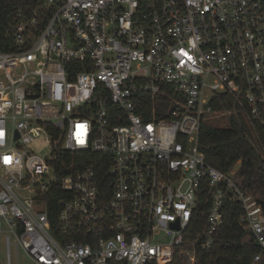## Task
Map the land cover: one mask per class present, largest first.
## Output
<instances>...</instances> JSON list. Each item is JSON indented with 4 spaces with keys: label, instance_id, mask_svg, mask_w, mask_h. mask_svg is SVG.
Here are the masks:
<instances>
[{
    "label": "built area",
    "instance_id": "built-area-1",
    "mask_svg": "<svg viewBox=\"0 0 264 264\" xmlns=\"http://www.w3.org/2000/svg\"><path fill=\"white\" fill-rule=\"evenodd\" d=\"M9 37L0 50L6 264L11 245L33 264L187 258L213 243L228 201L258 247L252 264H264L261 203L235 181L238 166L206 161L199 140L206 118L229 124L239 113L264 161V0H40L29 14L17 9ZM224 96L231 108H214ZM40 136L43 153L33 147ZM81 152L106 173L80 165ZM195 213L206 227L186 240Z\"/></svg>",
    "mask_w": 264,
    "mask_h": 264
},
{
    "label": "trees",
    "instance_id": "trees-1",
    "mask_svg": "<svg viewBox=\"0 0 264 264\" xmlns=\"http://www.w3.org/2000/svg\"><path fill=\"white\" fill-rule=\"evenodd\" d=\"M37 5H40V0H0L1 51L10 49L9 35L16 19L17 9L22 8L25 13L29 14V11ZM163 88L169 90L170 86L165 84ZM223 99L222 105L215 102L213 107L230 109L229 98L224 96ZM168 100V97L164 95L162 103L167 105ZM137 113L143 118L147 116L141 107L138 108ZM199 140L200 149L206 161L216 169L228 172L238 163L235 181L257 197L264 212V161L244 117L239 113L232 115L227 127H202ZM75 157L81 159L80 165L82 166L93 163L98 175L108 170L107 166L96 164L89 152L76 153ZM63 158L65 162H68L71 159L70 153H66ZM209 202L210 196L208 195V205ZM239 210L237 203L226 202L223 207L222 223L212 234L214 241L210 247L190 249V255L187 258L176 251L173 259L166 264H252V257L258 252V247L252 243L253 239L249 233L240 226ZM205 227V215L195 213L185 232V239L194 238L195 235L203 232Z\"/></svg>",
    "mask_w": 264,
    "mask_h": 264
},
{
    "label": "rangeland",
    "instance_id": "rangeland-1",
    "mask_svg": "<svg viewBox=\"0 0 264 264\" xmlns=\"http://www.w3.org/2000/svg\"><path fill=\"white\" fill-rule=\"evenodd\" d=\"M227 127L228 122L223 119V118H206L205 121L202 124V127ZM47 142L45 141V137L40 136L38 139L35 141V145L33 147L36 150L42 149L41 153L48 151L46 147ZM237 164V163H236ZM234 165L235 169H237L238 165ZM9 256H10V264H33L27 256L24 254V252L21 249H16L14 245L10 246V251H9ZM173 259L170 258L167 261H164L161 264H166L170 262ZM0 264H6V249H5V244L3 240L0 237Z\"/></svg>",
    "mask_w": 264,
    "mask_h": 264
}]
</instances>
